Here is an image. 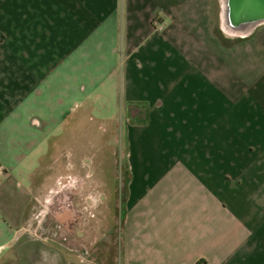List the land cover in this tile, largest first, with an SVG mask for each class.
<instances>
[{
    "label": "crops",
    "instance_id": "crops-1",
    "mask_svg": "<svg viewBox=\"0 0 264 264\" xmlns=\"http://www.w3.org/2000/svg\"><path fill=\"white\" fill-rule=\"evenodd\" d=\"M229 16L214 0H0V263L25 248L56 108L111 101L124 264H264V25Z\"/></svg>",
    "mask_w": 264,
    "mask_h": 264
},
{
    "label": "rangeland",
    "instance_id": "rangeland-1",
    "mask_svg": "<svg viewBox=\"0 0 264 264\" xmlns=\"http://www.w3.org/2000/svg\"><path fill=\"white\" fill-rule=\"evenodd\" d=\"M214 3L216 10L221 1ZM236 8L231 25L252 19ZM261 14L254 25H264ZM105 105L56 108L67 119L51 123L54 136L31 174L33 199L16 243L25 248L4 264H124L127 119L103 118L98 109L116 110Z\"/></svg>",
    "mask_w": 264,
    "mask_h": 264
},
{
    "label": "water",
    "instance_id": "water-1",
    "mask_svg": "<svg viewBox=\"0 0 264 264\" xmlns=\"http://www.w3.org/2000/svg\"><path fill=\"white\" fill-rule=\"evenodd\" d=\"M232 6L237 7L238 12L242 14L253 15L251 17L263 16L261 13L264 12V0H233Z\"/></svg>",
    "mask_w": 264,
    "mask_h": 264
},
{
    "label": "bare ground",
    "instance_id": "bare-ground-1",
    "mask_svg": "<svg viewBox=\"0 0 264 264\" xmlns=\"http://www.w3.org/2000/svg\"><path fill=\"white\" fill-rule=\"evenodd\" d=\"M233 0H221V2H222V5H223V8H224V12H225V15L226 14H229V15H231L232 14V4H233V2H232ZM230 17V16H229ZM261 17V19H262V16H256V14H255V17H251L252 19H250L249 20V22H245L244 21V23H243V25L245 26V30L247 31L248 30V28H250L252 25H254V24H256V22H258L259 21V19L258 18H260ZM254 18V19H253ZM238 25H240V23H238ZM232 27V26H231ZM237 27H239V26H237ZM231 30H235V31H237L238 29H234V28H231ZM238 31H244V30H238Z\"/></svg>",
    "mask_w": 264,
    "mask_h": 264
}]
</instances>
